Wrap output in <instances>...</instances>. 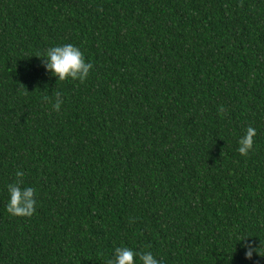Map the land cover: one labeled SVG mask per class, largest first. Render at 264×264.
Here are the masks:
<instances>
[{
    "label": "trees",
    "instance_id": "obj_1",
    "mask_svg": "<svg viewBox=\"0 0 264 264\" xmlns=\"http://www.w3.org/2000/svg\"><path fill=\"white\" fill-rule=\"evenodd\" d=\"M66 43L83 82L36 56ZM17 171L31 216L7 211ZM234 234L264 245V0H0V264H107L123 245L264 264Z\"/></svg>",
    "mask_w": 264,
    "mask_h": 264
},
{
    "label": "clouds",
    "instance_id": "obj_2",
    "mask_svg": "<svg viewBox=\"0 0 264 264\" xmlns=\"http://www.w3.org/2000/svg\"><path fill=\"white\" fill-rule=\"evenodd\" d=\"M36 56L46 59L47 70L58 77L59 81L67 79L85 81L89 76L92 65L87 62L85 54L79 47L74 44H55L46 49V51L38 53ZM62 93H56V101L53 109L59 112L63 99L60 97ZM256 136V129L248 127L246 133L239 138L238 152L247 156L254 145V137ZM17 180L7 185L9 194V202L7 205L8 213L14 216H31L36 210L37 201L35 199L36 189L34 187L22 186V181L19 179L24 175L22 171L15 173ZM246 234H234V238L244 249H246L245 256L247 259H253L254 253H259L261 256L262 248L256 246L255 241L249 240ZM161 264V261L153 254L152 251H138L133 247L123 245L117 247L111 259L107 264Z\"/></svg>",
    "mask_w": 264,
    "mask_h": 264
}]
</instances>
